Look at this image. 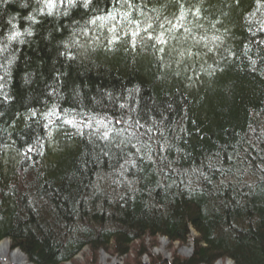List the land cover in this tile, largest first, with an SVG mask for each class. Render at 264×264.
<instances>
[{
    "label": "trees",
    "instance_id": "obj_1",
    "mask_svg": "<svg viewBox=\"0 0 264 264\" xmlns=\"http://www.w3.org/2000/svg\"><path fill=\"white\" fill-rule=\"evenodd\" d=\"M158 238L264 264V0H0V242Z\"/></svg>",
    "mask_w": 264,
    "mask_h": 264
},
{
    "label": "rangeland",
    "instance_id": "obj_2",
    "mask_svg": "<svg viewBox=\"0 0 264 264\" xmlns=\"http://www.w3.org/2000/svg\"><path fill=\"white\" fill-rule=\"evenodd\" d=\"M191 240H197V234L194 231L192 232ZM142 244H144L143 248L145 252L140 247ZM164 245H166L164 249L165 253L161 250ZM9 246L11 252L16 250L12 248V245L9 244ZM132 251L130 256L119 258L112 253L86 249L75 260L66 264H173L177 259L187 260V258L193 256L195 248L192 251L189 243L182 246L178 243L171 244L169 240L165 241L163 238H158L153 239V241L151 239H143V243H136ZM21 254L23 255L22 252ZM104 255L107 256L106 260H103ZM227 260H221V263L227 264ZM3 262L5 264H15L6 261H1L0 264H4ZM219 262L214 264H218ZM29 264L31 263L29 262Z\"/></svg>",
    "mask_w": 264,
    "mask_h": 264
},
{
    "label": "bare ground",
    "instance_id": "obj_3",
    "mask_svg": "<svg viewBox=\"0 0 264 264\" xmlns=\"http://www.w3.org/2000/svg\"><path fill=\"white\" fill-rule=\"evenodd\" d=\"M165 247L164 245L162 247L163 253H165ZM107 256L104 255L103 260H106ZM6 261V262H13L15 264H29V260L26 258V256L22 255L20 252L17 251H10V246L7 243H1L0 244V262ZM4 263V262H3ZM5 264V263H4ZM223 264V263H220ZM232 264V263H227Z\"/></svg>",
    "mask_w": 264,
    "mask_h": 264
},
{
    "label": "water",
    "instance_id": "obj_4",
    "mask_svg": "<svg viewBox=\"0 0 264 264\" xmlns=\"http://www.w3.org/2000/svg\"><path fill=\"white\" fill-rule=\"evenodd\" d=\"M164 240L166 241V240H168V239H166V238H164ZM168 242V241H167ZM1 243H7L8 245L10 244V241L9 240H2L1 242H0V244ZM190 249L193 251L194 250V244L191 242L190 243ZM15 251H17V252H20L21 253V251L19 250V249H16ZM24 255V254H23ZM25 256V255H24ZM26 258H27V256H26ZM28 259V258H27ZM221 263V260H220V262L218 263V264H220ZM227 263H232V264H235V262L234 261H232V260H227Z\"/></svg>",
    "mask_w": 264,
    "mask_h": 264
},
{
    "label": "snow or ice",
    "instance_id": "obj_5",
    "mask_svg": "<svg viewBox=\"0 0 264 264\" xmlns=\"http://www.w3.org/2000/svg\"><path fill=\"white\" fill-rule=\"evenodd\" d=\"M48 6H49V7H51L52 5H51V4H49Z\"/></svg>",
    "mask_w": 264,
    "mask_h": 264
}]
</instances>
